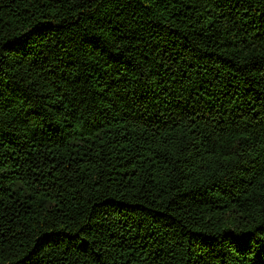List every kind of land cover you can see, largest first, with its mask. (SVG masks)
I'll list each match as a JSON object with an SVG mask.
<instances>
[{
    "label": "trees",
    "instance_id": "obj_1",
    "mask_svg": "<svg viewBox=\"0 0 264 264\" xmlns=\"http://www.w3.org/2000/svg\"><path fill=\"white\" fill-rule=\"evenodd\" d=\"M0 264H264V0H0Z\"/></svg>",
    "mask_w": 264,
    "mask_h": 264
}]
</instances>
